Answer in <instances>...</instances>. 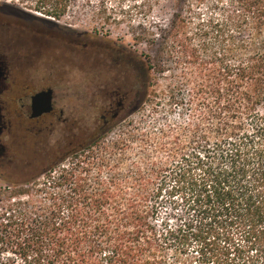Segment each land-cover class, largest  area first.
<instances>
[{"label": "trees", "instance_id": "1", "mask_svg": "<svg viewBox=\"0 0 264 264\" xmlns=\"http://www.w3.org/2000/svg\"><path fill=\"white\" fill-rule=\"evenodd\" d=\"M152 1L170 14L136 35L155 56L129 128L0 191V264H264V0Z\"/></svg>", "mask_w": 264, "mask_h": 264}, {"label": "rangeland", "instance_id": "2", "mask_svg": "<svg viewBox=\"0 0 264 264\" xmlns=\"http://www.w3.org/2000/svg\"><path fill=\"white\" fill-rule=\"evenodd\" d=\"M37 1L0 0V15L24 17L31 34L47 38L42 41L44 63L41 64L40 58L31 68L29 102L31 104L34 93L51 87L55 109L41 120L31 121L25 138H22L20 128H14L13 138H8L10 156L0 163V191L29 186L37 188L44 179L43 172L59 164H69L73 155L91 140L103 143L129 128L127 121H120L124 118H121L123 113L120 120L111 119L105 130L100 132L102 117L105 115L110 119L114 107L104 106L103 97H91L86 93V76L90 68L102 63L104 80L107 78L111 85L117 72L120 73L119 82L127 84L130 74L131 85L134 82L140 85L142 79L135 62L139 58L147 61L146 54L151 56V60L155 56L153 45L139 43L135 39L142 30L140 25L147 24L154 29L155 22L170 14L162 4L160 8L154 6L152 0H70L65 15L54 17L36 10ZM50 41L52 45H49ZM118 56L124 63L122 69L124 72L129 70L128 74L115 69L117 65L112 61ZM171 73L160 75L154 71L152 80L158 85L153 84L151 90H164L172 78ZM146 108L149 109L148 104ZM139 116L135 113L131 118L135 120ZM53 154L54 158L58 154V160H51L50 155ZM34 179H38V186L34 185ZM29 181V184L25 183ZM16 261L22 263L20 259Z\"/></svg>", "mask_w": 264, "mask_h": 264}, {"label": "flooded vegetation", "instance_id": "3", "mask_svg": "<svg viewBox=\"0 0 264 264\" xmlns=\"http://www.w3.org/2000/svg\"><path fill=\"white\" fill-rule=\"evenodd\" d=\"M41 32L43 31L41 30ZM44 39L47 38L29 32L26 18L19 16L7 18L0 15V163L7 161L10 156L8 138L9 140L13 138L14 128H20L22 138H25L28 135L31 121H39L54 112L55 108L51 113L38 117L32 116L33 110L29 102L31 68H34L40 58L41 64L44 63L42 60L45 55V47L42 42ZM52 43L50 41L49 45ZM74 51L77 53V49ZM112 62L117 65L114 67L119 72L129 73V70L124 72L122 69L124 63L119 56ZM104 74L105 69L102 63L97 67L93 66L86 76L88 85L85 86L89 96H101L104 98L103 102L106 103L104 106L112 105L114 107L110 119L105 115L102 117L103 125L100 127V132L105 130L111 119H116L125 109V104L119 102L120 96L125 91H132V88L136 94L139 93V83L137 82L136 85L134 82V85H131L130 74L126 85L123 84V81L119 82L120 73H114L112 85L107 78L104 80ZM110 86L114 88L111 89Z\"/></svg>", "mask_w": 264, "mask_h": 264}, {"label": "water", "instance_id": "4", "mask_svg": "<svg viewBox=\"0 0 264 264\" xmlns=\"http://www.w3.org/2000/svg\"><path fill=\"white\" fill-rule=\"evenodd\" d=\"M53 88L43 89L34 93L31 97L32 116L38 117L43 114H48L53 111Z\"/></svg>", "mask_w": 264, "mask_h": 264}]
</instances>
